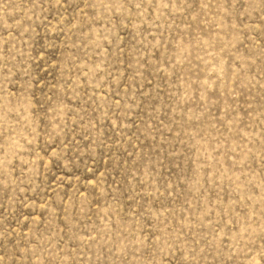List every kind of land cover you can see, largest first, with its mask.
<instances>
[{"label":"rangeland","instance_id":"obj_1","mask_svg":"<svg viewBox=\"0 0 264 264\" xmlns=\"http://www.w3.org/2000/svg\"><path fill=\"white\" fill-rule=\"evenodd\" d=\"M0 264H264V0H0Z\"/></svg>","mask_w":264,"mask_h":264}]
</instances>
